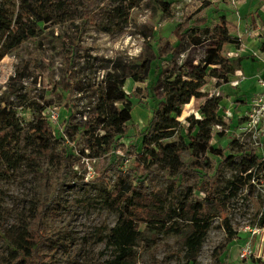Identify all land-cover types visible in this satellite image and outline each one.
<instances>
[{"label": "rangeland", "instance_id": "obj_1", "mask_svg": "<svg viewBox=\"0 0 264 264\" xmlns=\"http://www.w3.org/2000/svg\"><path fill=\"white\" fill-rule=\"evenodd\" d=\"M60 1L66 4L61 10L45 9L52 20L45 27L40 25L44 29L38 36L23 42L0 60V106L13 110L19 125L8 161L0 160V235L8 234L15 217L29 213L42 191L47 195L49 209L53 210L52 220L47 223L45 246L40 250L44 264H105L112 254L105 247L106 238L121 214L110 202L121 184L143 183L150 187L158 206L155 219L160 224L182 228L187 217L180 218V200L187 196L190 201L202 202L205 193L201 183L214 176L213 195L222 211L211 206L209 230L196 264H264V228L259 226L264 220V123L258 114L257 96L254 102V99L238 101L237 93L230 95L231 76L227 83L208 78L201 89L208 96L221 98L218 115L225 124L224 135L219 137L216 130L210 145L223 150L228 163L218 164V158L208 155L207 159L201 158L207 168L196 170L194 159L184 152L180 162L189 170L184 175L176 176V171L163 163L151 166L154 174L147 178L140 177L138 171L137 178L125 175L127 170H136L135 163L143 164L146 156L139 147L140 134L151 117L153 102L161 96L154 89L159 71L170 66L168 51L160 50L165 43L177 45L173 31L185 19L211 28L225 14H229L226 18L232 15L236 19L235 5L231 0H192L190 3L164 0L172 3L171 17H166L155 0H141L129 11H126L128 0L122 4L117 0H100L90 23L83 24L75 9L77 0ZM25 2L34 5L32 0H0V9L14 19L22 13ZM121 14H127L126 20L122 21ZM4 40L0 36V51ZM71 46H76L77 52L70 77L83 89L94 80H101L104 72L101 68L105 65L111 69L116 64L129 67L152 60L143 82L126 79L123 86L131 104V122L138 131H129L117 141L116 145H122L125 151L112 147L91 160L81 155L80 152L88 154V151L83 138L77 136L74 142H68L67 161L41 175L33 161L37 152L30 131L33 117L41 112L53 122L56 132L61 131L68 116L67 101H76L80 114L77 117L88 118L89 93L68 95L63 88L70 68L65 58ZM208 46L205 42L189 47L179 56L177 64L196 65ZM204 102V99L190 100L185 111L191 113L178 119L180 127L168 141L182 140L187 144L185 119L189 116L197 119V110ZM227 113L230 117L226 119ZM132 145L138 146L134 154L127 149ZM250 151L260 159L256 168L248 172L251 176L245 177L240 171L241 153ZM18 156L22 161L17 160ZM111 164L116 169H107ZM235 177H240L244 186L234 197L226 199L231 190L229 182ZM224 219L231 235L224 228ZM138 228L141 235L132 249L131 264H189L184 255L185 230L179 235H165L144 225ZM245 245L253 253L242 259L240 252Z\"/></svg>", "mask_w": 264, "mask_h": 264}, {"label": "trees", "instance_id": "obj_2", "mask_svg": "<svg viewBox=\"0 0 264 264\" xmlns=\"http://www.w3.org/2000/svg\"><path fill=\"white\" fill-rule=\"evenodd\" d=\"M34 5L25 2L21 7L22 13L15 15L14 19L9 18L5 10L0 9V36L5 37L0 51V60L10 51L18 48L23 42L38 36L42 28L40 25H47L51 22L52 16L45 9L54 8L61 10L66 4L60 0H32ZM100 0H77L75 9L80 14L83 24L90 23V17ZM122 4L126 0H117ZM141 0H128L126 11L136 7ZM160 5L162 13L171 17L172 3L164 0H155ZM122 21L126 20L127 14L120 15ZM185 19L173 31L177 45L171 46L168 43L160 50L168 51L170 66L160 69L158 81L154 87L160 92V98L153 102L151 117L145 129L140 134L141 142L139 147L146 152L142 163H135L134 169L127 170L126 176L133 175L137 178L149 177L154 173L151 166L159 163L173 168L176 176L189 173V170L180 162V155L188 152L194 159L193 167L196 170L206 169L207 166L201 160L207 159L208 155L218 158V164L228 163V157L224 151L210 145L211 139L216 132L223 137L224 122L218 115V108L221 102L219 96H208L201 91L208 78L222 83H227L234 73L233 64L224 58V47L237 44L231 36L235 30L227 20L226 16H220L218 22L211 28L202 27V24L190 22ZM205 42L209 43L204 52V57L196 65L190 63L177 64L179 56L186 52L189 47L199 46ZM77 52L76 46H71L66 61L69 63L67 76L64 79V90L67 94L72 92L89 93L87 95L88 118L84 120L79 116L76 101H67L68 116L64 121L61 131H55L44 116L39 112L33 117L30 124L31 136L37 144V152L33 161L37 171L45 175L50 169L58 166L61 162L67 161L68 142H74L77 136L83 138L85 152H80L87 159L97 158L101 153L108 152L112 147L125 151L122 145L117 146V141L123 138L129 131L136 133L137 126L131 122V104L128 94L123 90L126 79L135 83L143 82L150 70L151 61L145 60L140 65L122 67L118 64L108 69L107 65L101 69L104 71L100 81L94 80L85 89L78 87V81L71 79V66ZM68 98V96H67ZM66 98V100H67ZM191 99H204L203 105L198 108V118L189 116L185 119L187 144L179 141H168L174 131L180 127L178 119L186 117L191 112L185 110L189 107ZM184 108V109H183ZM19 125L15 112L7 107L0 106V160L8 161V152L14 146L16 133ZM233 143V142H231ZM129 153L134 154L138 149L137 145L128 146ZM240 165L241 174L250 177L251 172L258 165L259 157L253 152H242ZM18 161H22L18 156ZM115 168L111 164L109 168ZM118 171V170H116ZM214 177V176H213ZM213 177L210 181L202 182L205 198L202 202L190 201L183 197L180 200L179 210L181 217L187 223L181 228L179 226L160 224L155 218L158 217L157 201L152 197L150 187L140 184H121L118 191L114 192L110 205L120 209L121 214L111 228L106 238L105 247L111 250V258L105 264H131L132 249L140 238V225L146 228L156 229L165 235L182 234L185 258L189 264H196L197 257L201 250L203 240L209 230L211 206L219 212L222 207L213 195ZM231 190L226 199L234 197L244 186L240 177H235L229 182ZM44 192L36 200L27 214H20L15 217L14 224L8 234L0 235V264H44L41 257V248L45 246L47 223L52 220L53 210L49 209ZM156 225H154V224ZM151 224H153L151 226ZM159 224V225H158ZM224 228L231 235V229L226 219L223 220ZM264 228V220L259 223Z\"/></svg>", "mask_w": 264, "mask_h": 264}, {"label": "crops", "instance_id": "obj_3", "mask_svg": "<svg viewBox=\"0 0 264 264\" xmlns=\"http://www.w3.org/2000/svg\"><path fill=\"white\" fill-rule=\"evenodd\" d=\"M261 1L237 0L234 3L236 19L233 20L232 15L226 18L235 27L231 36L239 44L227 45L224 47L223 54V56L225 53L230 54L227 59L234 66L230 84L234 81H240L237 87H232L229 84L230 95L233 96L237 93L235 95H238V101H252L255 95L262 91V88L257 85V81L264 77V47L260 42L253 39L251 32L245 33L248 24L251 25V29H255L254 21L257 22L258 20L260 25L264 26V1ZM228 15L225 14V16ZM239 46L240 50L237 52L236 48Z\"/></svg>", "mask_w": 264, "mask_h": 264}, {"label": "built area", "instance_id": "obj_4", "mask_svg": "<svg viewBox=\"0 0 264 264\" xmlns=\"http://www.w3.org/2000/svg\"><path fill=\"white\" fill-rule=\"evenodd\" d=\"M188 3H190L192 0H187ZM237 0H231V3H235ZM255 22V29H251V25L248 24L247 25V28L245 30V33H248V32H251V35H253V39H255L257 42H260V44L264 47V26L260 25L259 21L257 20L254 21ZM241 37V36H240ZM239 37V38H240ZM239 45V44H237ZM240 50V46L238 48H236V51L238 52ZM230 54L229 53H225V56L224 58H229ZM240 81H234V82H231V86L232 87H237L238 84H239ZM257 85L262 88V91L258 94L255 95V97L257 96V99H258V102L256 103L257 107H258V114H260L261 116V119L264 123V77L262 78H259L258 81H257ZM254 98V102L257 100ZM226 119L230 117V114H226ZM51 119H53V121L56 120V117L54 115L51 116ZM49 124L51 126H53V122L50 120V119H46ZM215 130L218 129V127L214 128ZM252 250L250 249V246L249 245H245L242 249H241V252H240V257L242 259H245L246 257L252 255Z\"/></svg>", "mask_w": 264, "mask_h": 264}]
</instances>
